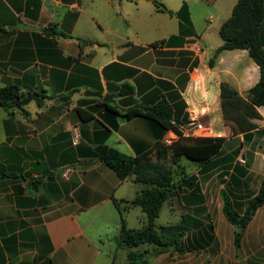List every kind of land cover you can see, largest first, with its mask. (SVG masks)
I'll list each match as a JSON object with an SVG mask.
<instances>
[{"label":"crops","instance_id":"0c3cea01","mask_svg":"<svg viewBox=\"0 0 264 264\" xmlns=\"http://www.w3.org/2000/svg\"><path fill=\"white\" fill-rule=\"evenodd\" d=\"M236 2L163 0L174 12L186 3L187 21L153 0H104L100 14L88 12L83 0H0V86L14 83L23 93L46 95L22 107L0 106V264H113L120 234L114 199L130 200L142 188L133 175L120 179L100 155L114 147L136 156L158 139L168 144L179 135L163 132L150 118H126L98 104L124 112L162 98L173 106V123L184 136L224 137L220 151L197 165L196 187L172 197L186 209L181 221L188 250L174 251L168 262L264 264V203L242 238V258L236 226L222 210L226 192L242 213L264 176V106H257L261 118H249V136L222 107V83L246 98L260 79L248 50L224 49L215 56L223 43L220 26ZM217 13L223 18L214 27ZM82 20L90 27L95 22L102 37L75 36ZM125 83L133 92L121 95ZM109 93L114 101L103 100ZM135 208L145 222L142 208L130 206L124 212L128 226ZM176 211L173 200L170 213ZM221 227L232 229L227 245ZM109 234L113 250L105 248ZM193 251L197 258L185 257ZM165 254L158 255L160 264L168 260Z\"/></svg>","mask_w":264,"mask_h":264},{"label":"trees","instance_id":"16d2710c","mask_svg":"<svg viewBox=\"0 0 264 264\" xmlns=\"http://www.w3.org/2000/svg\"><path fill=\"white\" fill-rule=\"evenodd\" d=\"M153 1L160 10L175 14L182 20H190L186 3L174 12L168 9L163 2ZM263 19L264 0H237L230 16L220 26L219 33L223 43L217 48L215 54L217 56L224 49H246L259 65L260 79L249 89L246 98L227 84L222 83L221 85L222 107L225 115L236 121L240 128L245 130L246 136H249L251 129L254 128V125L249 122V118H261L257 106H264ZM2 30L3 27L0 25V31ZM43 31L65 35L54 28H45ZM132 92V86L125 83L120 94ZM44 96L46 95L37 91L23 93L20 87L14 83L0 86V106L7 110L12 107H22L32 99L40 102ZM98 105L126 118L134 116L150 118L161 126L163 132L173 130L179 135L170 144L158 139L149 151L136 156L128 155L114 147H106L100 155V159L111 167L120 179L133 175L136 182L144 184V187L134 198L130 200L114 199L120 214L118 244L119 247L124 245L128 248V264H149L145 257V253L149 250L148 247L156 248L158 253L169 248L181 254L185 253L188 250L184 241L185 233L188 230L187 226L182 221L158 226L156 220L164 203L179 190L196 187V176L184 173L181 182L175 181L173 170L167 161L170 160L172 163L180 165L181 158L185 157L198 165H205L220 151L224 137L184 136L173 123V106L165 98L150 106L139 104L130 106L124 112L107 102H101ZM79 113L81 118H87L84 111H79ZM262 151L264 154V146ZM222 198L223 213L227 220L236 226L234 242L238 248L257 209L264 203V176L259 191L248 198L242 213L234 208L231 197L226 192L222 193ZM130 206H140L144 211L146 219L142 226L129 227L127 225L124 212ZM142 244H146L148 247L142 250L139 248ZM114 262L115 259L113 264Z\"/></svg>","mask_w":264,"mask_h":264},{"label":"rangeland","instance_id":"374dc122","mask_svg":"<svg viewBox=\"0 0 264 264\" xmlns=\"http://www.w3.org/2000/svg\"><path fill=\"white\" fill-rule=\"evenodd\" d=\"M104 0H83V6L85 8L88 9V12H91V10L95 11L97 14L101 13L102 10V3ZM158 1H162L163 0H158ZM130 3L129 5L134 9V4L132 2H127ZM193 11L196 12V16L198 14V10L194 9L193 6ZM211 13V10H210ZM209 13V14H210ZM221 18H223V16L221 17L219 15V13H217L215 19L213 20V25L214 27H217ZM160 21V20H159ZM163 21V20H162ZM204 22H206L205 19H203ZM93 26L90 27L89 23H86L85 20H82V23L79 25V27L77 28V31L74 33L75 36H80V40L83 41V35L85 33L87 34H93V35H97L102 37V31H100V27H98V25H96L95 22H93V24H91ZM70 30V29H69ZM170 144V143H168ZM168 165H170V167L173 170V174H174V180L181 182L182 181V177L184 176V173H188V175L194 174L196 176L197 172H198V168H197V163L189 160L188 158L182 157L180 160V165H176L174 163H172L170 160L167 161ZM139 185L141 186V188L144 187L143 183L139 182ZM174 200V203L177 206V211L176 213L172 214L170 213V207H171V203ZM177 200V201H176ZM262 211H264V206L260 209ZM186 212V209H184L182 207V203L181 200L177 199V198H171L168 201H166L164 203V205L162 206L161 212L159 217L157 218L156 222L158 226H163V225H169V224H176L178 222H181V220H183L184 218L182 217V214ZM137 213H140V208H135L134 210H131V212L128 214V224L129 226H134V227H140L142 226V221H139L138 217H137ZM221 215L223 216L222 210H221ZM216 220H218L216 218ZM219 225H220V221H219ZM223 229L222 231V242L227 245V238L229 240H232V229L231 227L225 228V227H221ZM112 237L113 234H109V239L107 240L105 244V248L108 250H113V248L115 247V242L112 241ZM104 240V239H103ZM148 246H146V244H142L139 248L140 249H144ZM148 252L145 253V257L148 260L149 264H160V260H159V254L162 253H166L165 255H168V260L166 262H164L165 264H174L173 261L168 262L169 261V257L173 255L174 250L172 249H165L163 252L158 253L156 248L153 247H148ZM127 251L128 248L124 245H121L118 249V253H117V257L115 259V264H128V259H127ZM208 251L206 250V253ZM209 252H216L217 255L220 254V249H213V250H209ZM240 252L241 255H244V251L243 248L241 249L240 247ZM199 251H193L190 253L185 254V257H190V258H197ZM184 257V256H183ZM243 261V264H247L246 261L244 259H241ZM163 263V264H164Z\"/></svg>","mask_w":264,"mask_h":264},{"label":"water","instance_id":"95a60500","mask_svg":"<svg viewBox=\"0 0 264 264\" xmlns=\"http://www.w3.org/2000/svg\"><path fill=\"white\" fill-rule=\"evenodd\" d=\"M103 100H104V101H114V95H112V94L109 93V94H107V95L104 97ZM238 253H239V257L242 258L243 255H241L240 247H238Z\"/></svg>","mask_w":264,"mask_h":264},{"label":"built area","instance_id":"2783aa9c","mask_svg":"<svg viewBox=\"0 0 264 264\" xmlns=\"http://www.w3.org/2000/svg\"><path fill=\"white\" fill-rule=\"evenodd\" d=\"M197 43V42H196ZM197 44H199V43H197ZM70 172V171H69Z\"/></svg>","mask_w":264,"mask_h":264}]
</instances>
